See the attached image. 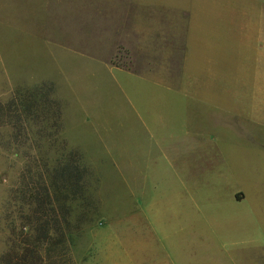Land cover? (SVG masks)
Wrapping results in <instances>:
<instances>
[{"label": "crops", "instance_id": "obj_1", "mask_svg": "<svg viewBox=\"0 0 264 264\" xmlns=\"http://www.w3.org/2000/svg\"><path fill=\"white\" fill-rule=\"evenodd\" d=\"M91 9L89 44L85 47L79 38L61 36L53 42L60 52V57L54 56L56 65H60L65 83H71L65 63L76 60L77 83L90 78L102 89L118 90L133 113L126 108L125 118L107 125L94 113L87 114L79 99L77 113L86 117L80 132L97 137L95 143L84 144L67 135L73 128L67 127L66 102L57 96L53 82L18 83L11 71L10 83L18 91L13 99H22L23 94L41 85L54 88L53 98L62 117V140L67 151L78 153L86 172L76 200L66 205L76 212L97 213L91 225L98 248L95 264H238L239 258L244 261L241 264H264V247L248 246L249 254L240 257V253L233 255L229 250L238 245L222 244L227 233L219 230L215 217L225 200L222 195L226 193L219 185L226 175L218 173L214 177L209 164L217 157L222 160L221 154L199 157L207 169L202 178H197L200 184L195 176H189V185L185 183L184 187L183 183L181 187L183 196L178 172L180 149L195 154L196 148L217 144V137L207 141L203 133L208 132L205 125L211 115L228 114L220 103L228 97L227 89L221 90L222 83H227L228 77L234 79L228 67L235 69L236 82L232 81L236 83L238 113L245 98L246 51L252 52L254 63L263 66L262 71L255 72L253 81L252 122L258 127L264 122V0H92ZM16 53L14 41V60ZM3 59L0 56V66L10 69ZM213 86L218 92H210ZM138 95L139 109L134 103ZM171 113L177 116L173 120L168 117ZM113 131L122 136L123 144L106 141L104 133L111 135ZM34 142L37 140L31 135L27 146ZM95 150L101 154L95 155ZM45 154L49 159L53 156L51 151ZM157 155L162 157L161 164L155 159ZM189 168L194 171L196 165L188 162ZM160 187L178 204V211L173 207L176 221L170 224L150 216L159 207ZM68 188L62 195H71ZM154 196L157 199L153 203ZM246 198L239 191L232 196L236 204ZM203 209L202 219L196 220V211ZM212 215L215 220L209 219ZM168 227L172 228L171 237L164 230Z\"/></svg>", "mask_w": 264, "mask_h": 264}, {"label": "rangeland", "instance_id": "obj_2", "mask_svg": "<svg viewBox=\"0 0 264 264\" xmlns=\"http://www.w3.org/2000/svg\"><path fill=\"white\" fill-rule=\"evenodd\" d=\"M91 6L92 0H0V56H3L5 65L10 68L0 66V103L4 105L10 103L13 100L14 93L18 92L17 89L15 90L16 87L10 83V80H12L11 71L15 72L18 83L24 82L32 85L49 80L53 82L57 96L66 102L63 108L68 120L67 127L73 128L68 129L67 135L73 141L80 140L84 144L95 143L97 137L80 132L86 117H81L83 113H77V109L81 106L79 99L83 100L82 109L87 114L93 115L94 113L98 121L102 119L107 125L117 124L116 118H125V110H128L126 108H129L133 113L128 100L118 90L114 88L107 89V87L102 89L93 84L90 78H84V82L77 83L76 60H67L66 63L64 61L67 66L65 70L72 76L71 83H65L64 76H61L60 65H56L54 56L60 57V52L53 42L58 41L61 36L65 35L69 40L79 38L83 40L82 43L85 47L89 44L88 33L92 24ZM14 41L17 45L16 60L12 56ZM246 52L243 63L245 98L243 103L239 104L238 113L235 111L237 106L234 96L236 92L235 69L228 67L229 74L234 72V79L228 77L227 83H222L221 90L224 92L227 89L228 97L220 101L221 106L228 109V114L226 116L223 113L211 115L205 125L208 132L203 133L207 141L210 137L211 139L217 137L219 142L217 141L216 146H207V149L196 148L195 154L180 149L178 157L179 192L183 196L185 183L188 184L189 180L191 182V178L195 176L196 183L200 184L197 178H202V173L207 169L205 164L200 162L199 157L204 154L209 157H217L221 154L222 160L217 157L216 161L209 163L212 164L214 177H217L218 173L226 175L222 178L223 183L219 185L226 193L222 195L225 200H222L221 209L215 219L218 221L219 230L227 233L225 240H222V244L231 247L238 245L234 248L229 247V250L233 255L240 253V257L242 255L244 257V253L249 254L251 250H248V246L264 247V122H261L259 127L252 122L253 81L255 80V72L257 70L262 71L263 66L252 61L251 51ZM221 70L222 75H224L225 68L222 67ZM204 75L207 77V73H204ZM210 92H218V90L213 86ZM140 98V95H138L134 99L137 109L140 108ZM241 110H243L242 117L240 115ZM168 117L173 120L177 116L171 113ZM172 120L171 124L173 123ZM7 121L9 122V120H5L4 125L0 124V260L9 251L7 239L11 231L7 227L6 215L10 192L17 187L25 165L22 153L20 158H16L13 152L6 151L3 148L10 141L13 133L12 127ZM136 124L138 123L136 122ZM159 132L161 138L162 131ZM104 138L107 142L109 141L115 145L124 143V139L117 132L111 135L105 132ZM62 139L64 140L63 137ZM189 144H192V142ZM215 147H218V149H215ZM94 153L100 155L101 151L95 150ZM53 157H55L54 154ZM155 159L158 164H161V155H157ZM188 162L196 165L194 171L191 168L187 169ZM183 183L184 187L182 189ZM201 189L203 190L202 187ZM236 191L247 196L241 204H236L232 199ZM175 195L179 196L178 194ZM149 196L148 199L151 198ZM155 196H159L156 191ZM155 196L154 201L152 200L153 203L157 199H155ZM163 201L166 202L164 207L161 205ZM173 201L172 196L165 195L160 187L159 207L157 210L154 209L150 216L167 224L173 223L176 221L175 209L179 210L178 204L173 203ZM200 207L203 208V206ZM202 211H196V217H193L196 220H201L202 214H205L204 209ZM213 216L209 219L215 220ZM94 217H97V213ZM93 230L94 228L91 225H86L79 233L70 236L68 238L69 252L59 257L56 256L52 263H97L98 248L97 243L93 241V235L95 234ZM164 230L171 237L172 228L168 227ZM102 249H106L104 245ZM199 251L200 249L197 248V252ZM200 254H203V252ZM241 262L244 261L239 258L238 264H241ZM228 263H230V260Z\"/></svg>", "mask_w": 264, "mask_h": 264}, {"label": "trees", "instance_id": "obj_3", "mask_svg": "<svg viewBox=\"0 0 264 264\" xmlns=\"http://www.w3.org/2000/svg\"><path fill=\"white\" fill-rule=\"evenodd\" d=\"M53 95V86L46 84L26 92L22 99L15 96L10 103L0 104V124L9 120L13 130L3 148L16 158L22 153L25 159L7 204L9 251L0 264H56L52 263L56 256L69 252L68 238L92 225L96 216L94 211L78 214L66 205L76 200L86 172L78 153L67 151L62 140L61 111ZM31 135L37 142L27 146ZM47 151L55 157L47 158ZM67 188L71 195H62Z\"/></svg>", "mask_w": 264, "mask_h": 264}]
</instances>
